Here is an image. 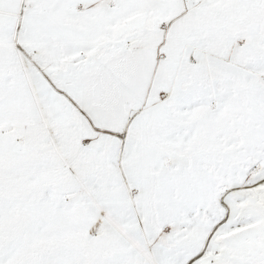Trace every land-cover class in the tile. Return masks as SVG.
I'll list each match as a JSON object with an SVG mask.
<instances>
[{"label": "snow or ice", "instance_id": "snow-or-ice-1", "mask_svg": "<svg viewBox=\"0 0 264 264\" xmlns=\"http://www.w3.org/2000/svg\"><path fill=\"white\" fill-rule=\"evenodd\" d=\"M0 264H264V0H0Z\"/></svg>", "mask_w": 264, "mask_h": 264}]
</instances>
